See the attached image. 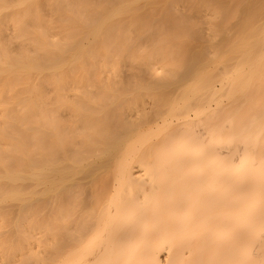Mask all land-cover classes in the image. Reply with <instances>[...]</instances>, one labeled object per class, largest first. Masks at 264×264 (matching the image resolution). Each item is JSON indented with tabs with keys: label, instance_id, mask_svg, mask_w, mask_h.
Wrapping results in <instances>:
<instances>
[{
	"label": "bare ground",
	"instance_id": "bare-ground-1",
	"mask_svg": "<svg viewBox=\"0 0 264 264\" xmlns=\"http://www.w3.org/2000/svg\"><path fill=\"white\" fill-rule=\"evenodd\" d=\"M0 264H264V0H0Z\"/></svg>",
	"mask_w": 264,
	"mask_h": 264
}]
</instances>
